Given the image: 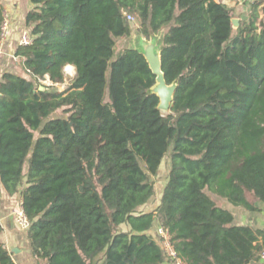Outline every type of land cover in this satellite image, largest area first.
<instances>
[{"label":"trees","instance_id":"1","mask_svg":"<svg viewBox=\"0 0 264 264\" xmlns=\"http://www.w3.org/2000/svg\"><path fill=\"white\" fill-rule=\"evenodd\" d=\"M31 2L22 71L0 77V180L22 201L30 253L44 264H168L162 225L184 264L259 260L264 230L235 224L208 191L250 211L264 202L260 3L234 28L217 0ZM128 15L144 38L163 32L162 70L176 84L167 113L144 54L115 57L135 29ZM68 65L64 90L41 82L65 83ZM0 264H15L1 238Z\"/></svg>","mask_w":264,"mask_h":264},{"label":"crops","instance_id":"2","mask_svg":"<svg viewBox=\"0 0 264 264\" xmlns=\"http://www.w3.org/2000/svg\"><path fill=\"white\" fill-rule=\"evenodd\" d=\"M219 2L227 4L234 12V17L238 18L240 23L248 18L251 12V3L256 1L220 0ZM0 3L4 8L9 9L12 15L10 36L5 43L3 53L0 54L1 77L5 72L20 73L22 71V63L16 56V50L20 45L19 40L22 33H31L30 28L26 25V16L34 5L31 0H0ZM259 3L261 8L264 5V0H259ZM163 188L164 186L159 190L155 206L160 202ZM218 202L233 213L235 224L249 225L264 230V202L258 204L259 210L257 211L234 206L225 199H221ZM20 203V197L18 195H9L0 180V219L3 226L0 238L6 243L7 248L12 253L15 264H44L39 262L28 250L27 232L25 229H21L16 221L14 212L19 209ZM263 242V239L260 238L259 243L262 244ZM251 264H264V260L259 258V260L252 261Z\"/></svg>","mask_w":264,"mask_h":264},{"label":"built area","instance_id":"3","mask_svg":"<svg viewBox=\"0 0 264 264\" xmlns=\"http://www.w3.org/2000/svg\"><path fill=\"white\" fill-rule=\"evenodd\" d=\"M2 23H1V33H0V54L3 53L5 43L7 42L10 32H11V19L12 15L9 9L3 8L2 11ZM129 20H134L135 17L132 15H128ZM33 42V36L30 32H24L20 36L19 43L20 45H28ZM49 76V75H45ZM50 77V76H49ZM49 79V78H48ZM16 217V221L21 229H27L30 225V221L27 218V215L23 209L22 201L20 203V207L14 213ZM158 233L162 238V245L166 254V259L168 264H184L183 259L178 255L177 250L171 239V234L169 229L166 227L159 225ZM258 256L260 259L264 260V245L260 247L258 250Z\"/></svg>","mask_w":264,"mask_h":264},{"label":"rangeland","instance_id":"4","mask_svg":"<svg viewBox=\"0 0 264 264\" xmlns=\"http://www.w3.org/2000/svg\"><path fill=\"white\" fill-rule=\"evenodd\" d=\"M220 1V0H218ZM256 2H259V0H253ZM264 5L260 8V17L264 16V9H263ZM133 23L134 26V31L132 33V35L130 37L127 38H118L117 39V47H116V51H115V57L118 56L120 54V52H122L125 48L128 47H132V48H144V46L146 45V43H150V42H156L159 46L162 45V35L163 32L158 34V35H154L152 36L150 39L144 38L137 30L136 28L138 27L136 18L134 20H130ZM76 70V69H75ZM70 71V72H68ZM76 75V72L73 73L70 69H68V67L65 68V83L60 84V83H56L54 84L51 80L49 76H46L45 78L41 79V82L45 85H53L55 87H57L59 90H64L67 87L68 82L74 78V76ZM49 78V79H48ZM165 113H167L168 111H164ZM57 115V114H56ZM55 115V116H56ZM170 170V159L167 156L164 160V163L161 166L159 175L157 177H155V181H156V193L155 196L158 197L159 195V190L165 185L166 180L169 176V171ZM209 194L215 198L217 201H220L221 198L217 197L215 194H213L212 192L208 191ZM16 212V211H15ZM14 212V213H15Z\"/></svg>","mask_w":264,"mask_h":264},{"label":"water","instance_id":"5","mask_svg":"<svg viewBox=\"0 0 264 264\" xmlns=\"http://www.w3.org/2000/svg\"><path fill=\"white\" fill-rule=\"evenodd\" d=\"M232 23L234 28H238L239 26V19L236 17L232 18ZM161 46H159L155 41L146 43L144 48H137L139 49L144 56L146 57L149 65L156 75L157 83L153 87V92L157 93L160 97V105L159 108L162 111H169L171 102L173 100V96L176 90V84H168L165 79L164 72L162 70L161 64ZM44 90V87H42Z\"/></svg>","mask_w":264,"mask_h":264},{"label":"bare ground","instance_id":"6","mask_svg":"<svg viewBox=\"0 0 264 264\" xmlns=\"http://www.w3.org/2000/svg\"><path fill=\"white\" fill-rule=\"evenodd\" d=\"M68 69H70L73 73H75V67L73 65H68ZM70 72V71H68Z\"/></svg>","mask_w":264,"mask_h":264},{"label":"clouds","instance_id":"7","mask_svg":"<svg viewBox=\"0 0 264 264\" xmlns=\"http://www.w3.org/2000/svg\"><path fill=\"white\" fill-rule=\"evenodd\" d=\"M76 72V71H75Z\"/></svg>","mask_w":264,"mask_h":264}]
</instances>
